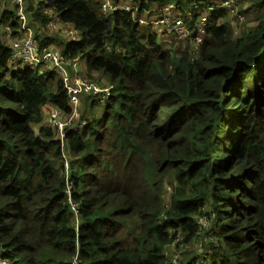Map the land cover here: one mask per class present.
<instances>
[{"label":"trees","instance_id":"16d2710c","mask_svg":"<svg viewBox=\"0 0 264 264\" xmlns=\"http://www.w3.org/2000/svg\"><path fill=\"white\" fill-rule=\"evenodd\" d=\"M110 1L0 0V264H264V0ZM170 5L200 44L140 23Z\"/></svg>","mask_w":264,"mask_h":264},{"label":"built area","instance_id":"2783aa9c","mask_svg":"<svg viewBox=\"0 0 264 264\" xmlns=\"http://www.w3.org/2000/svg\"><path fill=\"white\" fill-rule=\"evenodd\" d=\"M14 5L17 6V17L23 23L24 29H26V13H25V0H11ZM237 0H229L228 2L221 4L218 8H227L229 7L233 13L237 6H232L236 4ZM102 10L104 12H113L117 10V6L113 5L110 0H101ZM124 10H128V6H123ZM197 9V6H193L192 10ZM211 9V8H209ZM235 9V10H234ZM166 16L162 18H155L151 20H140L142 25H149L154 28L158 33H166L177 36L181 39H191L195 44H200L204 38V28L207 26L206 17L201 18L198 22V25L192 29L186 24L185 18H183L181 12L177 10L174 5H170L165 8ZM174 13L175 16L173 15ZM54 30H58L62 23L57 21H52L50 23ZM195 33V34H193ZM7 38L11 41V32L8 30ZM74 39V36H70ZM14 49V58L21 61L22 63L28 65L31 68H36L40 65H45L46 67L55 68L59 74L62 76L65 86L68 89L70 100L73 105L78 106L79 100L78 95L81 93H92L99 97L100 102H105L110 98L111 88H99L93 82L88 79L82 78V76L77 75L71 80L68 74L65 71V64L61 60L60 53L57 50H48L44 51L41 55L38 53L37 46L33 40L32 33L29 31L28 37L23 42L12 41L11 43ZM60 113L55 112L52 115L53 119H58ZM64 124L58 123L59 127H62ZM76 210V208H74Z\"/></svg>","mask_w":264,"mask_h":264},{"label":"rangeland","instance_id":"374dc122","mask_svg":"<svg viewBox=\"0 0 264 264\" xmlns=\"http://www.w3.org/2000/svg\"><path fill=\"white\" fill-rule=\"evenodd\" d=\"M175 14H176V13H174L173 15L175 16ZM237 14H238V11H234V12L232 13L233 16H236ZM26 23H27V19H26ZM181 40H184V41H185L186 39H181ZM193 43H194V42H193ZM194 45H197V44H194ZM178 46H180V45L178 44ZM64 68H65V71H66V73L68 74L69 77H72V73L74 72V70H75V72L78 71L77 68L74 69V70H72L71 68L67 67L66 65H65Z\"/></svg>","mask_w":264,"mask_h":264},{"label":"crops","instance_id":"0c3cea01","mask_svg":"<svg viewBox=\"0 0 264 264\" xmlns=\"http://www.w3.org/2000/svg\"><path fill=\"white\" fill-rule=\"evenodd\" d=\"M7 3H9L10 2V0H5ZM82 63H76V64H74V68H71L72 70H74V69H78V71H76L75 72V70H74V72L72 73V77H70L71 78V80H73V78L75 77V76H77V75H79V73L82 71L81 69H82Z\"/></svg>","mask_w":264,"mask_h":264}]
</instances>
